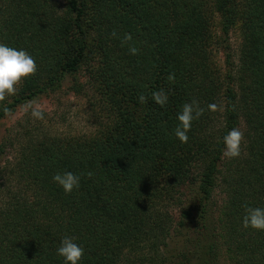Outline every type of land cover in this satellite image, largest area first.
Wrapping results in <instances>:
<instances>
[{
  "label": "trees",
  "instance_id": "16d2710c",
  "mask_svg": "<svg viewBox=\"0 0 264 264\" xmlns=\"http://www.w3.org/2000/svg\"><path fill=\"white\" fill-rule=\"evenodd\" d=\"M0 43L37 65L0 120L63 85L95 126L29 134L1 167L0 264H64V236L84 248L78 264H264V231L241 226L246 206L264 207V0H0ZM193 100L205 111L181 143L177 114ZM232 128L245 140L228 159ZM65 171L80 176L69 194L52 179Z\"/></svg>",
  "mask_w": 264,
  "mask_h": 264
},
{
  "label": "clouds",
  "instance_id": "9594fccd",
  "mask_svg": "<svg viewBox=\"0 0 264 264\" xmlns=\"http://www.w3.org/2000/svg\"><path fill=\"white\" fill-rule=\"evenodd\" d=\"M115 35V33H113ZM124 42L131 41V34H125ZM139 49L136 47L129 48V54H138ZM37 71V65L31 55L25 50H16L15 48L6 46L0 43V101H3L6 96L16 93L17 85L21 81ZM174 74H169L168 81L174 80ZM152 100L159 106L163 107L168 101V95L163 90L154 91ZM140 103H146L147 97L139 96ZM208 108L212 111L219 110L218 105L210 104ZM205 109L199 106L198 101L186 102L182 105L181 110L177 114V127L173 130L175 137L181 143H187L188 135L193 120L199 119L203 115ZM31 115L35 119H43L41 110L33 109ZM245 140V135L239 128H232L223 137L224 149L222 154L225 158L233 159L241 155V146ZM89 177L92 175L88 173ZM53 182L57 183L66 194H69L73 189H78L80 186V176L65 171L57 172L53 175ZM241 226L244 229H253L264 231V207H245V214L242 217ZM75 237L64 236L60 240V244L56 249V255L63 258L64 264H78L84 256V248L75 243Z\"/></svg>",
  "mask_w": 264,
  "mask_h": 264
},
{
  "label": "rangeland",
  "instance_id": "374dc122",
  "mask_svg": "<svg viewBox=\"0 0 264 264\" xmlns=\"http://www.w3.org/2000/svg\"><path fill=\"white\" fill-rule=\"evenodd\" d=\"M62 4L63 0H56ZM219 16L215 17V29H219ZM240 42L239 31L233 29L228 35V45L233 58ZM225 43V42H224ZM224 43H219L215 50V61L223 67L224 64ZM80 79H84L80 76ZM68 77L64 80L67 84ZM65 84V85H66ZM43 112V119H35L31 115L33 109ZM86 98L74 95L66 88L60 87L51 93L43 94L33 101L18 105L14 111L10 112L0 120V144L4 145V152L0 155V169L7 160L16 154L18 144L29 134H51V135H81L95 129L92 115ZM222 196L216 193L210 202L220 204ZM214 206V205H213ZM177 217L178 211H175ZM177 219V218H176ZM183 232V230H182ZM178 235L173 233L172 238H168L172 245L178 240Z\"/></svg>",
  "mask_w": 264,
  "mask_h": 264
}]
</instances>
